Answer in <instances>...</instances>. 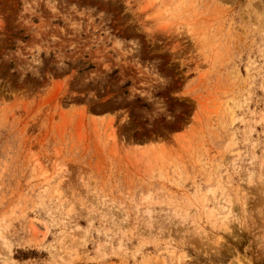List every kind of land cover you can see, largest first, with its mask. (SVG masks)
I'll return each mask as SVG.
<instances>
[{
  "label": "rangeland",
  "instance_id": "1",
  "mask_svg": "<svg viewBox=\"0 0 264 264\" xmlns=\"http://www.w3.org/2000/svg\"><path fill=\"white\" fill-rule=\"evenodd\" d=\"M0 264H264V0H0Z\"/></svg>",
  "mask_w": 264,
  "mask_h": 264
},
{
  "label": "trees",
  "instance_id": "2",
  "mask_svg": "<svg viewBox=\"0 0 264 264\" xmlns=\"http://www.w3.org/2000/svg\"><path fill=\"white\" fill-rule=\"evenodd\" d=\"M145 108H146V106L145 105H143Z\"/></svg>",
  "mask_w": 264,
  "mask_h": 264
}]
</instances>
